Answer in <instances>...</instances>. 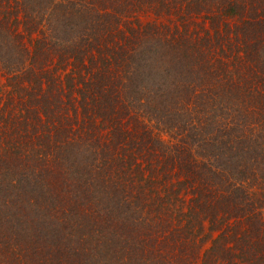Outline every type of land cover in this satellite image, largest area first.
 Returning <instances> with one entry per match:
<instances>
[{"label": "trees", "instance_id": "16d2710c", "mask_svg": "<svg viewBox=\"0 0 264 264\" xmlns=\"http://www.w3.org/2000/svg\"><path fill=\"white\" fill-rule=\"evenodd\" d=\"M0 78V264H264V0H0Z\"/></svg>", "mask_w": 264, "mask_h": 264}, {"label": "rangeland", "instance_id": "374dc122", "mask_svg": "<svg viewBox=\"0 0 264 264\" xmlns=\"http://www.w3.org/2000/svg\"><path fill=\"white\" fill-rule=\"evenodd\" d=\"M3 83H4V80L2 78H0V90L1 91H4V88H3ZM5 90L8 91V89L6 88Z\"/></svg>", "mask_w": 264, "mask_h": 264}]
</instances>
